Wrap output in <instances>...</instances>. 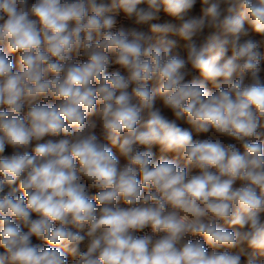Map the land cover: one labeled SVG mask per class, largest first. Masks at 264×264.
Returning a JSON list of instances; mask_svg holds the SVG:
<instances>
[{"label": "clouds", "instance_id": "obj_1", "mask_svg": "<svg viewBox=\"0 0 264 264\" xmlns=\"http://www.w3.org/2000/svg\"><path fill=\"white\" fill-rule=\"evenodd\" d=\"M0 264H264V0H0Z\"/></svg>", "mask_w": 264, "mask_h": 264}, {"label": "rangeland", "instance_id": "obj_2", "mask_svg": "<svg viewBox=\"0 0 264 264\" xmlns=\"http://www.w3.org/2000/svg\"><path fill=\"white\" fill-rule=\"evenodd\" d=\"M183 126H184V127H190V126H188V125H186V124H183ZM195 138H204V137H203L202 134L199 135V136H197V135L194 133V139H195ZM172 155H173V154H169V158H172ZM195 171H197V170H194V169H193V170H190V174L195 173ZM95 191H96V190H92V194H93V195L95 194ZM121 206H124V205H121Z\"/></svg>", "mask_w": 264, "mask_h": 264}]
</instances>
